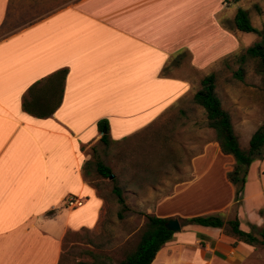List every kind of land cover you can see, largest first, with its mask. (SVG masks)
<instances>
[{"label": "crops", "instance_id": "obj_1", "mask_svg": "<svg viewBox=\"0 0 264 264\" xmlns=\"http://www.w3.org/2000/svg\"><path fill=\"white\" fill-rule=\"evenodd\" d=\"M240 9L264 20V0H0V264H59L71 233L101 228L108 204L87 178L99 121L121 141L192 99L252 39L235 25ZM191 164V178L137 212L181 222L151 264H264V247L227 226L181 221L220 214L258 235L264 159L238 201L235 159L216 141ZM203 182L206 193L192 192ZM70 196L83 205L68 207Z\"/></svg>", "mask_w": 264, "mask_h": 264}, {"label": "rangeland", "instance_id": "obj_2", "mask_svg": "<svg viewBox=\"0 0 264 264\" xmlns=\"http://www.w3.org/2000/svg\"><path fill=\"white\" fill-rule=\"evenodd\" d=\"M252 18L256 28L264 29L262 18L254 13ZM251 35V40L244 39L242 42L244 49L240 54L258 39V34ZM228 59L229 61L220 63L218 67L217 92L224 108L232 116L241 146L247 149L252 134L264 121V83L261 74L256 71L255 60L248 59L243 65L245 71L241 80L235 77V72L242 66L238 58L231 56ZM181 107L186 111V115L182 117L178 111ZM178 117L180 119L177 121ZM205 119L204 110L196 106L190 98L174 107L166 117L146 132L134 134L128 140L118 143L95 144L94 151L90 149L94 155L89 167L91 173L87 178L106 197L107 218L99 230L83 229L71 233L64 244L62 262L75 264L79 260H93L95 255L107 262H117L126 252L132 250L139 241L146 220L137 212L147 209L159 198L172 193L179 181L191 178L194 175L192 156L202 150L206 143L215 141L214 130L202 127ZM97 160L112 167L114 174L120 178L138 182V185H129L125 192L127 204L132 211L131 214L127 212L123 220L117 217L120 205L112 192L113 181L98 174ZM213 160L211 154L198 166L206 169L212 165ZM147 167L156 172L157 178L154 182L151 176L155 175H150V171L145 170ZM208 187L209 184L203 182L192 192L200 190L206 193Z\"/></svg>", "mask_w": 264, "mask_h": 264}, {"label": "trees", "instance_id": "obj_3", "mask_svg": "<svg viewBox=\"0 0 264 264\" xmlns=\"http://www.w3.org/2000/svg\"><path fill=\"white\" fill-rule=\"evenodd\" d=\"M236 27L243 32H253L258 34V39L250 46L246 47L242 54L238 53L235 55L238 58V62L242 65L236 72L235 77L243 79L244 77V64L248 59L256 61V71L261 74L264 83V29L256 28L247 13V11L240 9L235 16ZM229 61V59L227 60ZM67 71H63L65 74ZM192 102L202 108L205 114V121L202 123V127L213 129L215 132V141L218 143L221 152L225 155H232L235 158V164L233 168L228 171L227 178L236 188L235 200H240L241 193L244 190L245 184L247 182V176L251 164L255 160L264 159V121L262 125L252 134L249 141V146L244 149L241 146L239 135L236 133L232 116L230 112L224 108L222 99L217 92V74L213 73L204 77L200 82V88L192 98ZM24 108L33 112L27 101L24 102ZM174 108V107H173ZM173 108L165 111L159 120L151 123L141 131L146 132L150 128L158 124L168 113H170ZM180 117L186 115L185 109L178 108ZM37 115H42L36 112ZM180 118H176L178 121ZM98 128L103 135L100 141L104 144H109L111 141L108 132L110 129L109 121L107 119H102L98 123ZM135 134V135H136ZM131 136L125 137L121 141H114V143L122 142L128 140ZM168 137V136H166ZM202 150H199L197 154L193 155L192 158L201 154ZM96 170L102 178H110L113 181L112 192L116 196V200L120 205V209L117 212L118 218L123 219L127 211L130 210L129 205L126 201L125 192L128 190V186L132 184H137V180H124L118 175H115L112 167L106 165L103 161H96ZM150 175H155L153 182L156 180V172L149 167L145 168ZM111 175H114L111 178ZM138 176V174H135ZM188 180V179H186ZM185 181V180H182ZM179 181L178 183L182 182ZM99 192V189L97 187ZM99 195L106 199L105 196ZM169 195V194H168ZM145 215V223L140 232V238L136 246L125 253V256L117 261H104L100 256H96L93 260H79L75 264H151L161 247L173 238L175 232L169 230L165 224L169 218L159 217L155 214H149L141 212ZM261 214L264 216V209L261 210ZM183 223H193L200 224L203 226L212 227H225L227 226L226 232L234 236L237 240L247 242L249 244H259L264 247V225L260 229L259 234L254 232L244 231L240 227V222L238 218L225 221L220 214H209V215H198L190 218L181 219ZM59 264H69L59 262Z\"/></svg>", "mask_w": 264, "mask_h": 264}, {"label": "water", "instance_id": "obj_4", "mask_svg": "<svg viewBox=\"0 0 264 264\" xmlns=\"http://www.w3.org/2000/svg\"><path fill=\"white\" fill-rule=\"evenodd\" d=\"M113 176L114 175H111V178H113ZM165 226L173 232H178L182 228L180 219L177 217L169 218Z\"/></svg>", "mask_w": 264, "mask_h": 264}, {"label": "built area", "instance_id": "obj_5", "mask_svg": "<svg viewBox=\"0 0 264 264\" xmlns=\"http://www.w3.org/2000/svg\"><path fill=\"white\" fill-rule=\"evenodd\" d=\"M233 0H225V2L230 3ZM83 200L77 196H70L67 200H66V205L68 207H79L83 205Z\"/></svg>", "mask_w": 264, "mask_h": 264}]
</instances>
